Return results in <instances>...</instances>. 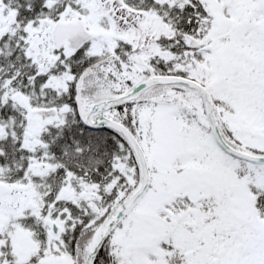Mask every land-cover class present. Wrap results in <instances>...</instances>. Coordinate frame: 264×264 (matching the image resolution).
I'll return each mask as SVG.
<instances>
[{
	"label": "snow or ice",
	"instance_id": "6c2138e0",
	"mask_svg": "<svg viewBox=\"0 0 264 264\" xmlns=\"http://www.w3.org/2000/svg\"><path fill=\"white\" fill-rule=\"evenodd\" d=\"M0 264H264V0H0Z\"/></svg>",
	"mask_w": 264,
	"mask_h": 264
}]
</instances>
